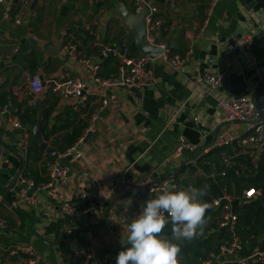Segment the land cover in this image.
<instances>
[{
	"label": "crops",
	"instance_id": "1",
	"mask_svg": "<svg viewBox=\"0 0 264 264\" xmlns=\"http://www.w3.org/2000/svg\"><path fill=\"white\" fill-rule=\"evenodd\" d=\"M7 1L13 4L12 13L20 9L21 0ZM210 1L145 0L146 6L155 8L152 18L160 43L172 42L170 54L183 56L190 51V58L175 71L166 67L160 54L150 64L153 85L109 88L104 95L91 80L88 66L78 63L77 58L99 63L104 78L116 71L117 62L103 58L97 42L127 45L133 56L141 55L133 33H144L145 18L138 16L128 0H28L19 25L1 19L0 4V99L9 112L13 116L27 113L36 120L37 111L31 110L35 98L28 87L33 74L43 79L81 80L88 96L84 106L75 107L72 99L59 94L54 108L43 112L41 118L40 128L45 127L42 138L58 154L68 147L63 136L70 132L71 122L81 120L88 125L91 114L98 111L94 131L79 143L82 156L70 164L67 182L38 192V203L23 211L9 207L22 187L13 184L23 173L37 185L48 182L43 163L48 154L34 152L27 130V154H21L15 143L18 131L9 125L0 129V219L6 225L0 228V264H29L30 257L36 258L33 264H88L85 259L69 262L77 249L85 247L98 254L92 264L105 253L119 254L129 246L127 226L145 202L141 191L119 186H145L171 176L180 189L206 191L209 182L203 180L210 181L208 175L219 166L220 143L229 135L238 136L243 127L222 120L224 112L217 99L228 101L254 93L264 72V0H218L211 8ZM85 24L93 25L98 39L84 29ZM236 34L251 35L250 49H231ZM67 42L74 43L76 59L64 48ZM13 46H17L16 52ZM207 74H222L221 83L208 88L203 81ZM102 96L107 100L105 105ZM195 116L201 118L199 124L194 122ZM46 130L52 132L47 138ZM178 136H184L195 151L174 158ZM190 159L198 160L201 170L190 168ZM82 192L88 194L85 199L80 198ZM204 196L210 198L207 191ZM71 202L84 209L92 205L94 210L67 220L65 208ZM212 213L209 208L203 235L194 240L217 232L209 224ZM13 245H31L33 255L22 249L13 252ZM213 253L210 251L204 260ZM185 261L181 259L180 264H187ZM227 261L222 257L210 259L208 264H234Z\"/></svg>",
	"mask_w": 264,
	"mask_h": 264
},
{
	"label": "built area",
	"instance_id": "2",
	"mask_svg": "<svg viewBox=\"0 0 264 264\" xmlns=\"http://www.w3.org/2000/svg\"><path fill=\"white\" fill-rule=\"evenodd\" d=\"M97 1V0H94ZM132 5L133 10L139 13L143 8L147 9L145 15V39L149 44H154L155 38L160 37L156 35L152 15L155 12L153 6L145 4V0H128ZM218 0L210 1V8ZM2 5L1 19L4 21L11 20L14 24L19 25L23 21V17L26 14L28 7V0L20 1V9L12 13L13 4L7 0H0ZM92 24H85L84 29L89 31L92 35L98 39V32L92 31ZM161 42V40H160ZM168 43H159V47L162 49L160 55L163 63L171 70H179L181 66L190 58V51L185 55L180 56L177 54H170L167 46ZM99 53L103 58L115 59L117 62L116 71L111 73L108 77L100 76L101 65L96 62H92L87 58H77L75 54V45L73 42H67L64 48L71 54L73 59H78L77 62L81 65L88 66L90 70L91 80L101 87V95H104V90L109 88H145L154 84V77L150 64L154 59H151L144 55L133 56L130 48L127 45L118 46L116 44H102L98 43ZM251 35L244 34L239 36L234 44H231V49L234 51H247L250 49ZM2 48V39L0 38V49ZM13 50H18L17 46H13ZM222 79V74L205 75L203 81L210 89L216 88ZM247 80L251 81L248 77ZM29 90L34 98H43L46 93L54 92L62 94L64 97L73 100L75 107H82L86 101L87 96L84 83L79 79H63L58 80L55 78H45L39 74H33L28 81ZM253 93L242 94L235 96L228 101L217 99L219 106L224 112L223 121L233 122L242 125L240 134L238 136H227V138L220 143L219 147H225L229 150L220 152L219 166L214 167L208 178L211 184L214 186L216 194L211 197L210 209L216 212L215 215V230L217 232H226L228 239L223 240L218 247L217 252L213 253L210 258L204 260L201 264H208L210 259L219 260L220 258H228L229 263L234 264H264V235L256 241L254 245L249 246V243L244 241L237 234V221L238 215L235 211L237 206L254 200L260 193L253 187H246L242 190L241 194L234 192V189L226 183V179L231 176H241L247 169V166L240 164L237 166L236 159L240 156H245L253 164H255L258 158L264 154V123L258 121L254 104ZM103 105L107 103L106 98L102 96ZM98 117V111H95L90 116V121L83 131L82 135L70 146L63 151L52 157L47 163H45L49 181L42 184H35L32 180L24 178L22 175H17V180L13 185L22 186L16 192L17 200L11 202L9 207L12 209H24L34 207L38 202V192L44 191L55 184H65L70 177V164L77 162L82 156V152L79 149V143L91 132L94 131V121ZM196 124H199L201 118L195 116L193 118ZM5 125H9L15 131H18V137L16 138V146L18 152L26 155L28 149L29 135L21 124L17 116H13L7 107L0 109V129ZM195 151V146L190 144L184 136H178L174 149L172 150L173 157H177L182 153H191ZM65 159L66 163H61ZM250 162V163H251ZM188 166L198 172L200 169L198 160L190 159ZM209 181V180H208ZM175 185L180 188L174 178L171 176L163 177L158 181H152L145 185V190L149 194L153 195V198L160 194V191L168 185ZM10 190H13L11 186ZM86 192L80 193V198L85 199L87 197ZM1 199V198H0ZM26 202L27 204H23ZM94 210L92 205L87 208L80 206H66L65 213L71 217H82L83 214ZM110 219L114 218L110 216ZM5 223L0 220V228H4ZM253 239V238H252ZM249 246L245 249V246ZM13 252L18 250H24L29 256L33 255V246L27 245L22 248L21 246L13 245ZM125 250V248L123 249ZM95 250L92 247H85L77 249L71 256L69 262H74L78 259L94 260ZM118 254L105 253L97 264H115ZM36 258L30 257L29 264L35 263Z\"/></svg>",
	"mask_w": 264,
	"mask_h": 264
},
{
	"label": "clouds",
	"instance_id": "3",
	"mask_svg": "<svg viewBox=\"0 0 264 264\" xmlns=\"http://www.w3.org/2000/svg\"><path fill=\"white\" fill-rule=\"evenodd\" d=\"M204 195L203 188L170 184L145 201L127 226L129 246L119 252L116 264H180L181 244L203 235L207 224L210 205L203 201ZM169 223L172 239L163 235Z\"/></svg>",
	"mask_w": 264,
	"mask_h": 264
},
{
	"label": "trees",
	"instance_id": "4",
	"mask_svg": "<svg viewBox=\"0 0 264 264\" xmlns=\"http://www.w3.org/2000/svg\"><path fill=\"white\" fill-rule=\"evenodd\" d=\"M161 34L164 35L163 32H161ZM58 95H59L58 93H54V92H48L45 94V96L42 98V103H41L42 115L43 112L46 113V111H50V109L54 108L53 106L57 102L55 97H57ZM50 98L53 101H51ZM87 100L88 99L86 98V101ZM0 104L1 106L5 107L4 101L2 102L1 99H0ZM45 105H47V107H45ZM31 110H34V108L31 107ZM77 115L78 113L74 114L75 120ZM17 117L19 118L21 124L24 127L25 124L27 123L31 124L35 121V120L33 121V116L32 115L27 116V113H23V114L21 112L17 113ZM76 121L77 123L75 121L71 122L72 127L70 129V132L64 133L63 136L64 140L67 141L68 146L73 144L82 135L84 129L87 126L86 123L81 120H76ZM65 127L66 126H62L61 128H65ZM42 129H45V127H43ZM42 129H41V133H42ZM51 133L52 132L46 130L45 138H47ZM31 143L32 145L35 146L34 152L35 151L37 152L38 151L37 144L32 138H31ZM225 150L228 151L229 149L225 147H221L220 150L217 152V157H219V155ZM236 162H237V166H239L240 164H244L247 166V169L243 172L241 176H235V175L229 176L226 179V183L231 187H233L234 192L237 194H241L242 190L245 189L246 187H253L254 189L258 190V192L260 193L259 195L256 196L254 200H251L247 203L237 206L235 209L238 215L237 234L244 241L245 244L249 243V246H251L254 245L256 241L264 235V154H262L258 158L255 164H253L244 155L238 157L236 159ZM44 169H46L45 163H44ZM23 175L22 176L24 178L28 176V175L26 176L24 173ZM232 183L234 184L235 187L233 186ZM206 191L208 192L210 198H207V196H203L202 199L204 202L209 204L211 197H213L216 194V191L211 183L207 185ZM215 215L216 212H213L212 217L210 218L211 220L210 222H214ZM206 217L209 218L208 216ZM171 227L172 225L171 223H169V225L164 229L163 232V235H165L169 239H171L170 236L172 235ZM224 239H228V235L226 232H219V233L212 232L209 233L207 237L204 238L203 240L193 239L192 241H185L181 244L180 260L186 258L185 263L187 264H195L197 261L199 262L200 259L204 260V258L208 256L210 251H214V253L217 252L219 244ZM249 246L248 245L245 246V249L247 250Z\"/></svg>",
	"mask_w": 264,
	"mask_h": 264
},
{
	"label": "water",
	"instance_id": "5",
	"mask_svg": "<svg viewBox=\"0 0 264 264\" xmlns=\"http://www.w3.org/2000/svg\"><path fill=\"white\" fill-rule=\"evenodd\" d=\"M146 13H147V9L143 8V10H141L139 12L138 16H140L141 18H145ZM143 30H144V33H141V35H143V36H141L139 32L133 33V35L136 39L137 48L140 51V54L144 55V56H148L150 58L157 57L158 55H160L162 53V49L158 46L160 43V37L155 38L153 45L149 44L146 41L144 19H143ZM239 36H240L239 34L235 35L236 38H239ZM171 43L172 42H169L167 46L170 47ZM59 47L61 48L62 45H59ZM252 98H253V104H254V108H255V112H256L258 121L261 123H264V72H263V74H262V76H261V78H260V80H259V82L255 88V91L253 93ZM41 103H42L41 98H35V101L31 104V107L37 111V118L33 123L25 124V130L31 132V137L36 142L39 152H46L52 158L53 156L56 155L55 150L48 147V144L43 140L42 134H41V128H40V122H41V118H42ZM70 175H71V173H70ZM78 176H80V175H78ZM127 187H133V188L141 191L142 197L144 198V201H147L148 199L152 198V196H153L152 194H149L148 192H146L145 186H139V185L134 186V185L126 184V185L119 186L118 189H123V188H127ZM118 189L114 190V193ZM77 190H78V186L76 185L75 191H77ZM71 203L72 204H68L70 207L73 206V202H71ZM60 212H61V210H60ZM66 219L70 220L71 218L68 216V217H66ZM73 222H75V221H73ZM96 257H98V254H96ZM92 261L93 260H89L88 264H92Z\"/></svg>",
	"mask_w": 264,
	"mask_h": 264
},
{
	"label": "rangeland",
	"instance_id": "6",
	"mask_svg": "<svg viewBox=\"0 0 264 264\" xmlns=\"http://www.w3.org/2000/svg\"><path fill=\"white\" fill-rule=\"evenodd\" d=\"M2 107H3V106H2ZM2 107H0V109H1ZM47 156H48V158H45V160H44L43 163H47V162L51 159V157H50L49 154H48ZM203 182H209V183H211V182L208 181L206 178L203 180ZM209 183H208V184H209ZM214 217H215V216H214ZM209 224L215 226V222H210Z\"/></svg>",
	"mask_w": 264,
	"mask_h": 264
}]
</instances>
